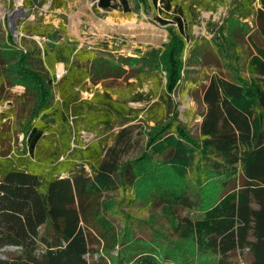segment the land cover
Listing matches in <instances>:
<instances>
[{
	"label": "trees",
	"instance_id": "16d2710c",
	"mask_svg": "<svg viewBox=\"0 0 264 264\" xmlns=\"http://www.w3.org/2000/svg\"><path fill=\"white\" fill-rule=\"evenodd\" d=\"M67 1L50 0V9L63 8ZM143 1L170 17H157L156 22L166 25L171 39L163 50L153 47L137 57H120L121 62L86 44L78 46L67 36L64 21L46 24L39 17L23 25L29 36L24 43L16 42L11 32L0 37V102L8 99L5 88L22 85L31 103L19 130L21 143H5L11 132L0 127V264H236L241 256L246 264H264V0L258 9L252 0L233 5L231 21L256 16L253 29L245 24L254 49L247 60L250 77L210 78L198 137L173 122L155 125L142 154L124 163L116 147L106 151L107 138L83 147L73 137L79 117L109 127L132 111L126 102L100 92L84 107L77 100L87 80L120 76L123 65H138L142 71L146 64L166 71L165 95L185 78L187 5L184 0ZM215 2L192 3L211 9ZM131 3L95 4L129 12L134 9ZM34 4L41 2L25 0V5ZM34 35L44 38L42 45ZM229 49L233 52L222 53L226 65L237 67L233 42ZM228 54L234 64L226 59ZM58 63L65 72L56 79ZM56 92L60 99L54 101ZM5 116L0 112V119ZM127 131L121 130L117 138ZM118 184L126 194L132 186H144L148 197L173 214L179 207L199 210L197 219L177 215L174 228L206 259H179L183 254L173 241L163 246L157 237H137L129 216L118 231L106 216L110 205L103 198ZM7 247L16 249L3 251Z\"/></svg>",
	"mask_w": 264,
	"mask_h": 264
},
{
	"label": "rangeland",
	"instance_id": "374dc122",
	"mask_svg": "<svg viewBox=\"0 0 264 264\" xmlns=\"http://www.w3.org/2000/svg\"><path fill=\"white\" fill-rule=\"evenodd\" d=\"M30 1H40L41 4L30 6L25 5V0H0V37L11 32L16 42L24 43L29 36L25 35L23 25H29L39 17L42 18V23L46 24L51 22L58 25L59 21H64L67 25V36L75 40L78 46L86 44L97 54L107 58L113 57V60L117 61L120 57H137L153 47L163 50L171 39L166 25L156 22L157 17H170L157 12L154 5H147L143 0H132L134 9L129 12L119 8L98 7L95 4L97 0H68L65 7L58 9H50V0ZM192 2L193 0L183 2L187 5L184 18L187 26L186 46L183 55L186 62L182 70L185 78L178 81V87L164 95L167 84L166 71L152 69L146 64L142 71L138 65L134 68L123 65L125 71H122L120 76L105 77L97 83L87 80L77 100L84 107L96 92H100L126 102L132 111L127 117L113 120L109 127L90 124L86 122V117H79L76 126L78 130H75L73 137L75 136L80 145L86 147L91 142L105 137L106 151L116 147L120 162L124 163L142 154L147 146L149 132L155 125L173 122L185 127L191 136L198 137L203 114L207 110L204 90L210 78L213 75H232L242 80L249 78L247 60L254 49L248 40L245 24L248 23L250 29L256 26L255 13L247 18L239 16L238 20L231 21L229 17L233 5H237L240 0H217L211 9ZM161 5L162 1H158L157 6ZM252 5L255 9L263 7L261 0H252ZM33 38L42 45L44 38L37 35ZM230 42L237 48V67L226 65L224 60L223 54L230 50ZM195 48L198 49L196 53ZM230 51L233 52V49ZM228 55L226 59L234 64L235 59ZM119 61L121 62V59ZM57 70H64V64L58 63ZM5 89L8 99L0 102V112L6 116L0 119V127L9 128L11 132V138L5 143L16 146L23 140V133L19 130L28 117L31 103L29 104L27 97L22 94V85ZM58 99L60 96L56 92L54 101ZM70 119L72 127H75L74 116ZM91 128L94 129L90 130ZM125 128L128 129L126 135L122 139L117 138ZM103 198L107 199L110 205V212L106 216L113 220L118 231L121 232L127 225L129 216L137 237H145L147 240L157 237L163 246L173 241L174 247H178L183 254L179 259L187 255L195 262L206 259L197 254L191 239L182 238L174 228L177 215L197 219L202 215L199 210L179 207L177 214H173L165 206L148 197L144 186L142 190L141 186H132L126 194L122 185L118 184L116 188L106 191ZM15 249L16 247H7L3 251ZM116 253L114 250L113 254ZM235 262L246 264V258L237 257Z\"/></svg>",
	"mask_w": 264,
	"mask_h": 264
},
{
	"label": "built area",
	"instance_id": "2783aa9c",
	"mask_svg": "<svg viewBox=\"0 0 264 264\" xmlns=\"http://www.w3.org/2000/svg\"><path fill=\"white\" fill-rule=\"evenodd\" d=\"M64 72H65V67H64V70L62 71L57 70L55 73L56 79H59L63 75Z\"/></svg>",
	"mask_w": 264,
	"mask_h": 264
},
{
	"label": "crops",
	"instance_id": "0c3cea01",
	"mask_svg": "<svg viewBox=\"0 0 264 264\" xmlns=\"http://www.w3.org/2000/svg\"><path fill=\"white\" fill-rule=\"evenodd\" d=\"M63 64V63H62ZM229 73H230V71H229ZM249 73V72H248ZM249 75H250V73H249ZM250 77V76H249Z\"/></svg>",
	"mask_w": 264,
	"mask_h": 264
}]
</instances>
